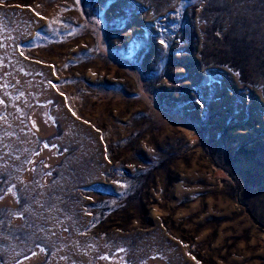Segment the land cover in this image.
Masks as SVG:
<instances>
[{
    "label": "rangeland",
    "instance_id": "rangeland-1",
    "mask_svg": "<svg viewBox=\"0 0 264 264\" xmlns=\"http://www.w3.org/2000/svg\"><path fill=\"white\" fill-rule=\"evenodd\" d=\"M0 264H264V0H0Z\"/></svg>",
    "mask_w": 264,
    "mask_h": 264
}]
</instances>
